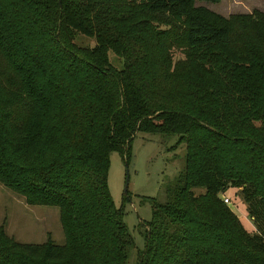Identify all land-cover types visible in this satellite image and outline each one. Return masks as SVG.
<instances>
[{
    "label": "trees",
    "instance_id": "16d2710c",
    "mask_svg": "<svg viewBox=\"0 0 264 264\" xmlns=\"http://www.w3.org/2000/svg\"><path fill=\"white\" fill-rule=\"evenodd\" d=\"M196 1L219 0H0V184L57 206L64 236L19 243L1 225L0 264H127L107 173L137 131L185 144L138 264H264V11ZM231 187L256 232L222 201Z\"/></svg>",
    "mask_w": 264,
    "mask_h": 264
},
{
    "label": "rangeland",
    "instance_id": "374dc122",
    "mask_svg": "<svg viewBox=\"0 0 264 264\" xmlns=\"http://www.w3.org/2000/svg\"><path fill=\"white\" fill-rule=\"evenodd\" d=\"M196 5L205 6L221 15L264 11V0H219L217 3L196 1ZM74 42L80 46L91 47L93 38L76 34ZM181 51H175L180 56ZM108 57L116 67L121 66L119 59L109 51ZM185 163V144L178 143L176 135H162L137 131L131 141L130 156L124 161L120 154H109L107 173L108 190L117 208L123 210V222L132 238L128 248L127 264H138V256L144 248L145 223L151 215L152 202L165 201L164 184L171 180ZM128 177L127 190L124 192L125 178ZM203 192L195 188V193ZM223 197L237 214L243 226L249 232L256 227L246 212L238 188H228ZM5 233L19 243H43L50 238L61 245L64 236L59 222V210L51 205H28L24 199L0 184V226Z\"/></svg>",
    "mask_w": 264,
    "mask_h": 264
},
{
    "label": "built area",
    "instance_id": "2783aa9c",
    "mask_svg": "<svg viewBox=\"0 0 264 264\" xmlns=\"http://www.w3.org/2000/svg\"><path fill=\"white\" fill-rule=\"evenodd\" d=\"M222 201H223L225 204L230 203V199L227 198V197H223V196H222Z\"/></svg>",
    "mask_w": 264,
    "mask_h": 264
},
{
    "label": "water",
    "instance_id": "95a60500",
    "mask_svg": "<svg viewBox=\"0 0 264 264\" xmlns=\"http://www.w3.org/2000/svg\"><path fill=\"white\" fill-rule=\"evenodd\" d=\"M127 182H128V177L126 175V178H125V186H124V192H126L127 190Z\"/></svg>",
    "mask_w": 264,
    "mask_h": 264
}]
</instances>
